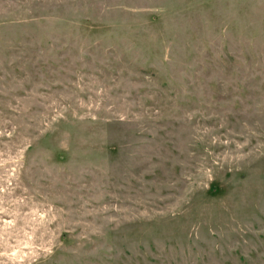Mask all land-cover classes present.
<instances>
[{"label":"rangeland","instance_id":"rangeland-1","mask_svg":"<svg viewBox=\"0 0 264 264\" xmlns=\"http://www.w3.org/2000/svg\"><path fill=\"white\" fill-rule=\"evenodd\" d=\"M0 264H264V0H0Z\"/></svg>","mask_w":264,"mask_h":264}]
</instances>
